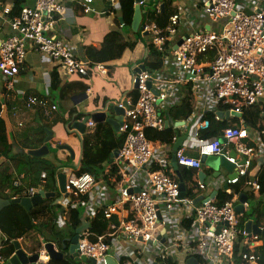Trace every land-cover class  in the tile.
<instances>
[{
    "label": "built area",
    "instance_id": "1",
    "mask_svg": "<svg viewBox=\"0 0 264 264\" xmlns=\"http://www.w3.org/2000/svg\"><path fill=\"white\" fill-rule=\"evenodd\" d=\"M63 1L33 0L32 6L24 5L12 18L11 5L0 1V24L6 22L11 33L0 41V80L14 79L31 49L56 67H63L67 74L87 77L89 63L78 61L61 40L51 37L56 22L65 13ZM255 1L254 11L247 13L241 0H178V5L174 3L176 12L164 27L150 21L145 11L141 34L146 33L148 45L153 47L155 55L150 64L155 67L132 75L134 100L127 98L116 103L122 110L119 133L123 142L112 162L120 177L119 188L113 203L89 211L93 218L95 211L101 210L109 232L94 243L80 236L76 249L79 256L93 259L95 264H108V259L117 255L116 244V249L122 248V262L118 264H137L139 260H146L147 264H186L189 259H195L197 264H234L240 233L248 241V252L241 256L243 264H256L253 250L259 237L239 231L237 215L241 214L235 212L233 203L198 194L205 188L201 181L193 185L197 194L181 198L179 181L169 175L164 156L168 150L161 145V153L156 156L145 135L146 129L165 130L168 114L177 105L171 102L174 91L189 86L194 108L178 130L186 136L187 147L197 149L199 158L187 156V147L181 145L173 153L177 165L196 172L201 171L202 157L224 156L237 166L234 175L225 178L228 186L249 175L253 157L264 150V129L251 132L245 126L227 127L219 136L206 137L211 123L202 117L213 113L218 122L222 119L217 113H225L219 108L242 114L244 108L264 103V0ZM190 3L192 11L186 13L185 6ZM92 4L93 0L81 1L85 14L95 13ZM135 4L146 7L147 0ZM156 6L159 11L161 3ZM191 17L202 25L181 38L175 37L180 24L192 27L193 23L188 22ZM91 69L106 73L102 64ZM6 87L11 90V82ZM26 106L38 107L46 119L55 110L46 98L30 97ZM97 124L87 122L91 129ZM168 129L175 130L173 143L177 128ZM226 142L233 143L231 148H225ZM45 178L42 173L41 179ZM140 180H145V186L139 185ZM13 184L20 186V181ZM95 184V176L89 171L70 175L66 179V195L60 193L56 205L64 212L77 209L81 197L88 196ZM249 190L250 202L261 198L260 185L255 180ZM26 192L28 197L37 193L33 188ZM234 198L237 201V196ZM242 208L247 210L249 204L243 203ZM170 227L173 232L168 234ZM119 239L126 244L119 243ZM38 254L42 263L48 261L44 248ZM3 261L0 257V264Z\"/></svg>",
    "mask_w": 264,
    "mask_h": 264
},
{
    "label": "crops",
    "instance_id": "2",
    "mask_svg": "<svg viewBox=\"0 0 264 264\" xmlns=\"http://www.w3.org/2000/svg\"><path fill=\"white\" fill-rule=\"evenodd\" d=\"M12 1L13 0H8V3ZM81 1L82 0H64L63 3L66 8L65 13L56 22L53 30L51 31V37L53 39L61 40L64 45L74 53L78 61H86L84 48L91 46L100 50L104 36L114 30L121 32L130 40L136 41L135 47L130 50H125L120 59L109 63L108 65H104L106 73H101L96 69H90L88 71V77L67 74L63 67H56L48 58L31 49L27 53L18 75L12 80L5 77H1L0 80L2 116L6 121L9 136L11 139L15 140V142L19 141L23 137H36L48 120L45 117L43 118L38 107L28 108L26 106V100L28 98H46L52 105L55 106V110L51 111V128L50 130L45 129V131L47 130L51 132V141L46 144L48 147V153L42 157L36 158H45L49 163L54 165L60 164V166L55 169L56 189L54 191H45L43 187L46 183V178L44 180L41 179V174L33 175L31 172V166L27 162L21 159H5V162L0 166V200H8L6 184L11 179L13 181L19 180L21 187H24V185L28 186L32 183L33 185L29 186V188H33L36 191L43 190L45 193H55L54 198H49L54 199L52 205L54 206L53 211L56 216L53 223L54 233L52 232V236L58 238L61 242L69 239L71 230L66 222L65 212L61 210V207L56 205V199H58V196L60 195L57 185V174H65L67 178L72 174H79L81 171L85 170L82 165L84 138L87 135L94 134L96 129H91L86 124L85 131L81 135L78 134L74 128H72V124L75 121H82L86 118H90L97 110H102L109 105L116 106L117 102L125 101L127 98H132L129 93L131 92L133 70L139 66H143L147 70V64L150 63L151 59L148 49L149 45L147 36L142 37L140 33H134L126 26L122 28L120 27V22L118 20V18L121 17L119 0H93L92 8L95 13L89 14H85L83 12ZM179 1V3H183L181 0ZM32 2L33 0H26L25 5H32ZM152 2L153 0H147V5H150ZM177 2L178 0L174 2L175 5H178ZM241 3L244 6L243 8L245 12L250 13L254 11V7L256 5L255 0L252 2H249L248 0H241ZM190 4H188V7L185 6L184 10H186V13H191L192 11V4ZM144 10L146 11L145 6ZM190 21L193 23V25L191 24L192 27H189L186 23L180 24L175 37L181 38L182 36L190 33L194 28L197 29L202 25V22L197 21L195 18H189L188 22L190 23ZM10 34L8 24L6 22L1 23L0 41L8 38ZM147 50L148 53H146ZM53 70L58 72L62 83L73 81L75 78L79 77L83 79L86 78L85 80L88 84L86 92L82 95H75L70 99L61 100L58 90L53 91L50 88V83L48 81ZM10 82L12 84V89L8 90L6 86L7 83ZM183 96V88L176 89L171 102L176 105L183 98ZM262 104L263 103H259L257 105ZM71 111H73L72 114H70ZM110 113L113 116L112 109ZM230 119L240 120L241 118ZM98 124H106L112 129L111 125L107 122H101ZM54 129L59 132L57 137L54 135ZM171 140L172 139H170L169 143L164 144V150H168L164 156H166L169 170H172L175 175V171L171 166V159L173 156L172 146L176 141L172 143ZM232 144V142H226L225 148H231ZM62 145H67L70 148V151L59 150V147ZM183 145L187 147L189 142L184 140L182 146ZM42 146H44V141L39 148ZM159 147L160 146H153L156 156L161 153L160 150L162 149ZM18 148L19 147H17V150H19ZM185 150L187 156L195 159L199 158L196 148L190 149L187 147ZM113 156L114 152L110 154L109 160L103 164V167L99 172H95L92 169H86L95 176L96 184L87 196V205L85 204L78 208L80 210L82 220H84L85 223L92 219L89 217L90 210L111 204L115 200V196L119 188L120 177L115 168L114 174L110 172V169L112 170L110 167L111 165L113 166ZM262 164H264V150L260 154L253 157L252 166L254 165V167L251 168L252 170H250L248 175L251 180H255L256 172ZM206 169H209V171L206 172ZM201 171L205 175V178L204 180H201L199 177L200 171H196V181L203 182L205 188L203 191H198L197 193L216 199L220 191H225L223 189V186L226 184L225 178H227L230 173L222 168H219L218 172L214 173L212 169L206 167L203 163L201 164ZM145 184V180H140V186H145ZM193 185H195V183H193ZM229 187L230 186H228V189ZM26 190L27 189L23 191L25 194L24 198H28ZM249 192L250 190L248 189L245 190L243 194L248 197ZM238 201L239 196L237 197V201L235 203H238ZM252 222L259 228H264L263 226L256 224L254 220H252ZM42 232L43 231L33 232L27 237L17 240L20 249L27 256H32L35 253H38V251L43 248V244L48 243V241L43 242V238L41 236ZM172 232V228H168V234H171ZM258 237L260 242H258L254 249L260 248L264 245L262 237L259 235ZM4 240L5 239L0 232V252L4 247ZM118 242L122 245L126 244L123 239H119ZM116 246L117 245L115 244L114 248L117 251V255L109 258L114 264H118L119 261L122 262V248L120 247V249H116ZM5 262L6 261H3L2 264ZM39 262L42 263L41 259H39ZM47 262L48 261L44 262V264H47ZM147 262L148 261L146 260H139L137 264H147Z\"/></svg>",
    "mask_w": 264,
    "mask_h": 264
},
{
    "label": "trees",
    "instance_id": "3",
    "mask_svg": "<svg viewBox=\"0 0 264 264\" xmlns=\"http://www.w3.org/2000/svg\"><path fill=\"white\" fill-rule=\"evenodd\" d=\"M2 4H11V15L14 17L18 15L20 9L25 5L26 0H13L8 3V0H0ZM175 0H153L148 5L149 9L146 10L147 16L150 21L154 22L159 27H164L168 18L176 12L174 6ZM161 3L164 5L163 10L156 9V5ZM120 16L123 18V25L130 28L134 0H119ZM136 41H132L124 36L119 31H111L106 34L101 43V49L97 50L91 46L84 48L86 61L89 63L87 66L88 71L92 66L97 64L108 65L121 58L125 50L133 49ZM150 57L155 55L152 46H148ZM148 68L155 67L150 63L147 64ZM77 77V76H76ZM86 78H75L73 81L62 83L59 74L53 70L50 77V88L53 91L58 90L61 100L70 99L75 95H82L86 92L88 84ZM129 95L134 100L136 94L131 91ZM183 98L174 106L168 116L174 123L184 122L192 114L194 108V97L190 91V87L183 88ZM221 111L227 109L219 108ZM71 111L70 114H72ZM213 113H206L202 119L208 120L211 123V131L205 136L216 137L220 135L222 129L227 127L238 128L245 126L249 131H262L264 129V103L262 105H253L242 110V117L238 119L221 120L216 122L213 118ZM51 117V116H50ZM49 119L44 124L36 137H23L19 141L11 139L8 132V127L5 119L2 116V103L0 101V158L5 159H21L31 166L33 175L46 174V183L43 187L45 191H54L56 189L55 169L60 166L51 164L45 158H36L29 155V151L39 148L45 139V129L50 130L51 121ZM174 129H165L163 131H156L153 129H146L145 135L153 146H161L170 142L174 135ZM123 142V137H117L113 130L106 124H97L94 134L87 135L84 138V153L82 165L85 170L79 174L92 169L99 172L109 160L111 153L118 151ZM17 147H19L17 150ZM58 162V161H57ZM63 165V164H62ZM254 165H251L253 168ZM111 173H115L114 166L111 165ZM171 169V168H170ZM206 172L209 169L205 170ZM78 175V174H77ZM171 178L176 179L174 172L169 171ZM181 178L185 185V196L190 198L197 194L194 190L193 183L196 181V174L194 171L182 170ZM251 180L248 175L240 180L239 183L230 185L227 191H220L216 197L217 201L232 202L236 201L235 196L243 194L245 190L250 189ZM255 181L260 185L261 198L257 201H252L249 208L245 213L239 217V231L244 230V225L249 220H254L256 224L264 227V164H262L255 175ZM14 181L11 179L6 184L8 200L13 198L23 199L25 197L24 190L28 189L30 185L14 186ZM21 187V188H20ZM27 191V190H26ZM54 199H45L42 203L26 211L20 204H10L3 208L0 212V232L4 237V247L0 252V257L7 260L14 253L13 242L27 237L29 234L37 231L41 233L43 242H53L58 251L66 253L69 247V241L74 235V232L85 226L81 232L82 238L89 243L97 241L98 237L106 236L109 232L108 222L103 218L101 210H96L95 215L87 223L82 220L80 206H83L87 201V196L81 197L77 209L68 208L65 211L66 222L70 227L71 234L69 239L60 241L58 238L52 236L53 223L56 216L53 211ZM54 233V232H53ZM53 237V238H52ZM248 241L244 240L240 233L238 234L234 250V264H243L241 259L242 254L248 252ZM253 254L257 257V264H264V245L260 248L253 250ZM168 263H171L168 261ZM47 264H85L83 262H75L70 256L65 257L63 260H48Z\"/></svg>",
    "mask_w": 264,
    "mask_h": 264
},
{
    "label": "water",
    "instance_id": "4",
    "mask_svg": "<svg viewBox=\"0 0 264 264\" xmlns=\"http://www.w3.org/2000/svg\"><path fill=\"white\" fill-rule=\"evenodd\" d=\"M140 0H134L135 3L139 2ZM164 5L161 4V10H163ZM144 7L139 6L137 4L134 5V10H133V17H132V22L130 25V30L134 33L138 32L140 35L146 36V33H142V28L143 24L141 23L142 20V15L144 13ZM120 24H123V18L119 17L118 18ZM207 29V28H206ZM180 44V41L177 43V45ZM142 71H146L145 67L139 66L138 68L133 70V74H139ZM149 85V84H148ZM85 96V95H84ZM113 111V116L111 115L110 111ZM121 114L122 110L118 108L117 106L114 105H109L105 107L102 110H97L95 113L90 117L86 118L82 121H75L72 124V128L75 129V131L78 134H83L86 128V124L89 120L95 122V123H101V122H107L111 125L112 129L114 132L117 134V137H120L119 133V128L121 125ZM217 115L219 116L220 119L222 120H229L230 118H241L242 114H236L234 112H218ZM183 122L180 123H174L171 119L168 118V120L165 122V129L175 127L177 128L176 130V137L177 140L172 146V152H176V150L181 147L183 141L186 139L185 135H182L178 128L183 126ZM46 137L44 139V146L41 148L34 150V151H29V155L33 157H42L43 155L48 153V147L46 144H48L51 141V132L50 131H45ZM82 143V142H81ZM81 149H82V144H81ZM59 150H66L70 151V148L67 145H62L59 147ZM118 151L114 152V156L117 155ZM233 155V154H231ZM5 162V158H0V166ZM201 162L206 166L212 169L215 172H218L219 168L224 169L228 173H230V177L234 175L235 168L237 167L236 165H233L229 163L224 156H210V157H202ZM171 166L173 170L175 171V175L179 181V189H180V197L183 198L185 196V187L184 183L182 181V178L180 176V172L184 170V167L178 166L176 161H175V156H172L171 159ZM199 177L201 180H204L205 175L203 174L202 171L199 172ZM66 175L65 174H57V185H58V190L61 194L66 195L65 193V184H66ZM223 189L226 191L228 190V185L225 184L223 186ZM55 193H45L43 190H40L37 192V194L32 197V198H23V199H12V200H0V212L2 211L3 208L7 207L10 204H20L26 211L31 210V208L37 206L38 204L42 203L43 200L49 199V198H54ZM248 203L250 204V200H248L247 195L245 194H240L239 195V201L238 203H234L233 207L235 212L238 214L243 215L245 213V210L242 208L243 203ZM85 228V226H82L81 228H78L75 232L72 238L69 241V247L66 253L60 252L57 250L55 244L48 242L43 244V248L46 251V254L48 256L49 260H63L65 257L70 256L75 262H83L85 264H95V261L93 259H87L83 256H79L78 252L76 251L77 249V242L80 238V233L82 230ZM244 230L251 235H259L263 239L264 243V228L261 229L257 225H254L252 221H247L244 225ZM14 248L15 251L11 257H9L4 264H44L39 262V255L38 253H35L32 256H27L21 249L17 241L14 243ZM108 264H114L111 259H108ZM187 264H197L195 259H190L187 261Z\"/></svg>",
    "mask_w": 264,
    "mask_h": 264
},
{
    "label": "rangeland",
    "instance_id": "5",
    "mask_svg": "<svg viewBox=\"0 0 264 264\" xmlns=\"http://www.w3.org/2000/svg\"><path fill=\"white\" fill-rule=\"evenodd\" d=\"M150 1V0H149ZM152 1V0H151ZM32 4H33V2H32ZM27 6H32V5H27ZM146 6H148V5H146ZM145 9L146 10H148L149 9V7H145ZM126 32V31H125ZM146 53H148V50H147V52ZM44 118V117H43ZM58 131L56 130V129H54V135L57 137L58 136ZM80 207H82V206H80Z\"/></svg>",
    "mask_w": 264,
    "mask_h": 264
},
{
    "label": "clouds",
    "instance_id": "6",
    "mask_svg": "<svg viewBox=\"0 0 264 264\" xmlns=\"http://www.w3.org/2000/svg\"><path fill=\"white\" fill-rule=\"evenodd\" d=\"M186 170V169H185ZM178 180V179H177ZM184 187H185V185H184ZM38 192V191H37ZM185 192V191H184ZM37 194V193H36ZM34 197V196H33ZM28 198H32V197H28ZM13 199H17V198H13ZM235 203V202H234ZM233 203V204H234ZM251 204V203H250ZM250 204H249V206H250ZM246 211V210H245ZM80 236H81V233H80ZM39 255V254H38ZM11 257V256H10ZM49 260V259H48ZM190 260V259H189ZM6 261V260H5ZM186 264H187V262H186Z\"/></svg>",
    "mask_w": 264,
    "mask_h": 264
},
{
    "label": "bare ground",
    "instance_id": "7",
    "mask_svg": "<svg viewBox=\"0 0 264 264\" xmlns=\"http://www.w3.org/2000/svg\"><path fill=\"white\" fill-rule=\"evenodd\" d=\"M144 14H145V11H144L143 15H144ZM143 15H142V16H143Z\"/></svg>",
    "mask_w": 264,
    "mask_h": 264
}]
</instances>
